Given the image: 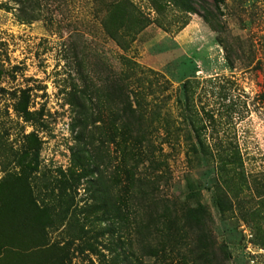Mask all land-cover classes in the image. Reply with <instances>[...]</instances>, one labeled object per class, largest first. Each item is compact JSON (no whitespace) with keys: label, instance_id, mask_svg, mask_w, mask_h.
I'll return each instance as SVG.
<instances>
[{"label":"rangeland","instance_id":"obj_1","mask_svg":"<svg viewBox=\"0 0 264 264\" xmlns=\"http://www.w3.org/2000/svg\"><path fill=\"white\" fill-rule=\"evenodd\" d=\"M37 1L40 18L26 24L17 22L12 2L7 3L10 10L6 11L5 0H0V190L9 188L3 181L16 168L15 153L33 146L30 139L24 138L33 130L39 152L37 170L30 176L32 194L49 202L52 196L44 186L48 187L59 171L67 170L79 133L68 102L70 91L79 90V101L104 119L106 104L99 97L100 88L104 81L125 72L130 78L124 82H132L143 104L147 103L146 108H158V117L163 115L167 123L173 122L171 129L175 130L174 135L165 136L159 131L151 137L153 156L159 163L156 172H161L155 196L182 202L185 180L189 178L208 214L205 225L213 263L264 264V0H222L219 12H214L217 31L210 29L198 14H181L168 6V30L150 23L125 51L103 35L92 0ZM132 1L143 12H149L145 0ZM181 20L186 24L177 30ZM183 81L187 82L190 107L186 110L195 117L198 137L229 149L228 167L235 170L230 190L220 183L215 157L199 153L194 156L186 150L189 127L178 110ZM21 90L28 95L27 110L40 112L35 116L38 121L26 122L15 111ZM184 113L188 117V112ZM82 132L85 149L95 153L97 175L108 182L118 172L113 146L98 142V128L90 125ZM90 136L91 144L87 143ZM151 166L153 163L148 161L138 165L136 176H153ZM218 186L227 202L223 212L213 201ZM87 197L88 193L78 187L74 196L77 206ZM75 216L88 231L81 240L95 247L96 252L74 251L70 264H125L123 255H137L139 236H132L128 227H110L93 238L94 230L106 228L110 222L93 225L92 215ZM11 219L17 223V213ZM4 222L0 220V224ZM61 228L46 230L45 242L65 238ZM24 234L14 228L5 229L0 232V243L14 245L9 239L13 236L34 248L38 235L32 231ZM13 253L0 249V264L37 263L32 255L24 262L25 258ZM144 262L151 264L146 258Z\"/></svg>","mask_w":264,"mask_h":264},{"label":"trees","instance_id":"obj_2","mask_svg":"<svg viewBox=\"0 0 264 264\" xmlns=\"http://www.w3.org/2000/svg\"><path fill=\"white\" fill-rule=\"evenodd\" d=\"M145 1L149 12H143L132 0H92L103 35L122 51L127 50L135 36L150 23L167 31L171 25L170 20L165 17V8L168 6L181 14H198L210 29L217 31L218 22L214 12H219L222 0H211L210 3L205 0ZM8 2L15 5L13 7L16 10L17 22L28 24L40 18L37 0H5L3 7L6 11L10 10ZM185 24V20H181L176 29L179 30ZM131 64L137 66L134 62ZM129 78L127 73L122 72L121 75L104 81L99 94L106 104L104 119L98 111L88 109L79 101V90L70 91L68 102L75 113L74 125L79 130L75 137L77 143L75 148L71 149L67 170L59 171L60 175L53 179L48 187L44 186L48 196H52L47 203L32 194L33 183L30 176L37 170L38 139L33 130L24 136L34 144L32 147L23 148L18 154L15 153L16 168L14 172L5 175L9 179L3 181V184H8L9 188L2 187L4 190H0V220L5 221L0 224V232L14 228L16 232L24 234L27 230L26 233L32 231L38 238L34 242V248H28L24 241H18L12 236L9 239L14 241V245L2 242L0 249L13 251L14 255L25 258L24 262L32 255L36 257V264H70L74 251L78 254H84L86 250L96 252L95 247L86 240H81L88 231L84 229V223L77 221L75 215L78 213L83 216L92 215L93 225L95 222H110L106 228L94 230L93 238L103 235L110 227H128L132 236H139L136 239L137 255H123L125 264H146L145 258L151 260V264H214L209 232L205 225L208 214L199 202V192L193 188L189 178L185 180L184 199L178 204L169 202L165 197H157L153 192L161 172H156L159 163L153 156L151 137L159 131L165 136L174 135L175 130L171 129L173 122L167 123L163 115L158 117V108H146L147 103L143 104L144 100L138 96L132 82H124ZM181 88L182 104L180 102L178 110L182 111L180 118L183 116L189 127L186 150L194 156L199 153L202 156L215 157L220 183L230 190L235 170L228 167L231 164L229 149L218 148L216 144L206 143L198 137L195 117L191 115L190 110H186L190 109L186 81H183ZM81 95L84 96L83 92ZM87 100L90 101V97ZM27 103L28 95L26 91L21 90L14 104L15 111L26 122L38 121L35 116H39L40 112L28 111ZM184 112H188V117ZM98 122L102 124L96 126L95 123ZM90 125L99 129L98 142L111 144L117 154L115 161L118 165L115 169L118 172L116 171L108 182L97 175L98 163L95 161V153H90L84 147L85 132L82 131ZM89 138L87 143L91 144L92 138ZM29 156L30 161H25ZM145 161H148V164L153 163L150 169V172L154 173L153 176L148 173L136 176L138 165ZM78 187L88 193L87 199L80 206H77L74 200ZM220 193L222 191L218 186L213 201L217 209L223 212V205L227 202L222 198L223 193ZM22 203L24 206H18ZM14 212L19 219L17 223L11 219ZM58 227L64 230L65 238L46 243L48 229L56 230ZM187 237L191 238L189 243Z\"/></svg>","mask_w":264,"mask_h":264}]
</instances>
